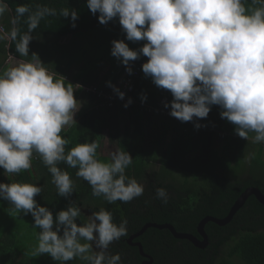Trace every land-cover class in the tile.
Instances as JSON below:
<instances>
[{"label":"clouds","instance_id":"obj_1","mask_svg":"<svg viewBox=\"0 0 264 264\" xmlns=\"http://www.w3.org/2000/svg\"><path fill=\"white\" fill-rule=\"evenodd\" d=\"M87 7L93 15L99 13L101 24L118 18L127 40L146 41L132 49L125 40H113L111 54L127 66L128 75L143 60L131 67L133 61L141 55L148 58L142 73L171 92L173 99L165 104L171 116L182 122L206 118L211 107L218 105L221 118L235 125L240 138L248 140L249 132H254L252 142H264V0H87ZM7 10L6 0H0V16ZM15 13L10 29L0 26V41H16L19 56L30 59H16L0 72V168L4 174L11 179L30 169L39 157L35 152L48 166L62 197L73 194V181L58 167L59 162L78 168L76 175L91 185L93 195L109 203L142 196L144 185L126 174L133 160L129 152H113L110 159L101 160L99 145L92 141L66 153L68 141L61 132L76 122L81 107L74 95L77 88L65 76L50 71L38 53L29 54L32 33L41 20L70 16L75 27L78 10L20 4ZM25 16L28 30L21 33L18 24ZM124 81L115 86L109 82L120 99L125 96L119 89ZM131 102L129 98L125 107ZM99 106L108 105L100 101ZM41 192L42 187L33 183L0 182V199L7 200L13 210L33 216V225L40 230L36 253L48 254L61 264L75 258L87 264H122L120 253L112 254L109 246L127 235V219L117 224L112 213L101 208L78 223L80 207L70 202L54 215L35 199ZM156 198L167 203V190L157 188Z\"/></svg>","mask_w":264,"mask_h":264},{"label":"trees","instance_id":"obj_2","mask_svg":"<svg viewBox=\"0 0 264 264\" xmlns=\"http://www.w3.org/2000/svg\"><path fill=\"white\" fill-rule=\"evenodd\" d=\"M6 3L10 9V14L4 18L7 30L11 28L10 19L16 15L15 9L20 4H29L33 8L42 4L57 10L73 8L79 12L75 27L72 26L70 16L64 18L58 14L44 18L33 31V39L29 45V54L38 53L50 71L66 78L71 73V79L68 81L77 88L74 92L76 97L82 93V86H93L81 117L69 130L63 129L61 132L68 141L66 153L77 144L96 141L99 145L97 158L100 159L102 131L103 128L106 129L111 141L117 144L118 150L132 155V164L126 169V174L140 183L144 181L142 196H150L160 203L158 207L162 211V218L171 223L178 232L194 234L197 237H200L197 226L202 219L206 216L226 217L235 201L247 188L255 186L264 193V146L257 150V145L252 141L249 143L237 134L232 135L233 138L224 136V143H220V132L226 119L221 118L220 106L213 105L206 118H194L188 122L175 121L155 114L149 111V108L157 106L163 91L171 101L173 96L170 91L157 87L151 77H146L144 73H141L139 78H133L134 90L128 96V100L130 98L132 102L127 107V102L117 103L113 107L99 106L101 99H105L107 90L112 89L109 82L115 86L127 68L111 54L112 41L125 40L132 49L141 48L146 43L143 40H127L118 18L101 24L99 13H91L87 0H6ZM18 28L21 33L28 30L26 16L21 18ZM67 37H70L68 42L61 41ZM50 38L52 41H49ZM8 53L21 59H30V56H19L16 52V41H0V55L4 54L5 57ZM147 59L141 55L131 63V67ZM104 63L109 65L107 71L102 74L101 67ZM3 65V61H0V70ZM129 77L132 75H128L126 79ZM77 84L80 86L76 87ZM144 95L147 96L146 100L142 99ZM121 117L124 118L122 133L119 132ZM196 121H204L206 126L197 128ZM168 133L177 135L166 142ZM253 133L249 132V140ZM198 137L201 138L196 141ZM244 141L245 146L242 144ZM195 145V153L189 156ZM249 153L252 166H247L245 161ZM33 154L39 157L33 161L30 169L13 174L11 179L4 178L0 173V182L18 181L41 186L42 192L35 199L52 210L54 215L68 207L70 202L81 208V215L84 210L95 212L101 208L120 217L124 214L143 213L140 205L134 207L141 202L142 196L127 203L119 200L109 203L103 196H94L91 185L76 175L78 168L69 167L65 162H59L58 167L70 174L73 194L70 197L60 196L52 182L53 177L48 166L43 163L38 153ZM157 160L161 164L160 171L148 173L150 163ZM174 172L181 174L182 183L174 184ZM157 188L167 190V203L156 198ZM146 189L149 190L148 194ZM17 218L20 217L17 215ZM86 220L80 216L77 222L83 223ZM21 222L18 220V224ZM15 228L16 226H12L11 231ZM205 231L209 242L205 248L200 249L183 239L186 248L189 247L192 251L190 258L186 255L175 258L171 253L169 259L171 257L177 264H237L236 261L238 264H264V205L254 196L247 199L229 224L218 226L209 222ZM14 246V238L9 234L5 235V239L1 240L0 255H15ZM4 247H7L6 252ZM225 248H228V251L224 253ZM44 256L43 262L47 264L49 255ZM13 262L34 264L37 263V258L33 262L30 256L23 253L21 258L18 255ZM67 264H78V260L75 258Z\"/></svg>","mask_w":264,"mask_h":264},{"label":"rangeland","instance_id":"obj_3","mask_svg":"<svg viewBox=\"0 0 264 264\" xmlns=\"http://www.w3.org/2000/svg\"><path fill=\"white\" fill-rule=\"evenodd\" d=\"M8 14H10L9 8L2 15V17L0 19V26H3L5 28V30H7V29H6V26L4 24V18ZM69 39H70V37H67V38H63L61 41L62 42L67 41L68 42ZM49 41H52V39L50 38ZM7 48H8V45H7ZM10 56L13 58L12 60H9ZM16 59H21V58L16 57L10 53H8L7 56H5V57H4V54H1L0 55V61H3L4 65L1 68L0 72H2L7 67L12 66V64L15 63ZM108 65H109L108 63H104L102 65V67H101L102 74L107 71ZM68 75L69 76H68L67 80L68 79L70 80L71 79V73H69ZM121 79L122 78H120V80ZM82 87H83L82 93H80L79 96L76 97L78 100V106H81L79 111L76 112V114H75L76 121L81 117V114L84 111V105L86 104V102L89 101V99H88L89 98L88 87L87 86H82ZM92 88H93V86L91 87V89ZM163 90H165V89H163ZM145 106H146V104H145ZM120 120H121V122H120V126H119V132L122 133L123 125H124V118L121 117ZM195 123L196 124L199 123L201 125L200 127L206 126L204 121H196ZM74 124L75 123H73L69 126H66L64 130H69ZM177 125H179V124H177ZM220 134H221V137L219 140L220 143H224L225 137L226 138H233L232 135H236L235 125H233L227 119H225L224 124L221 128ZM176 135L177 134H175V133H170V134L168 133L165 137L166 142H168L170 139L173 138V136H176ZM102 136H103V138H102V147H101L100 159L101 160H108V159H110L111 154L113 152H117L119 150L117 148V144L115 142L111 141L109 132L104 128L102 131ZM254 136H255V133H253L250 140L248 139L249 143L252 141V138ZM220 143H219V145H220ZM242 144L245 146L246 141L242 142ZM254 144L257 145V150L261 146H264V142L254 143ZM164 146H165V141H164ZM195 149H197L196 145L193 146V150H192V152H190L189 156H192L195 153ZM246 156L247 157H246L245 161L247 163V166H249L252 163V159L250 158V153L247 154ZM250 159H251V161H250ZM160 168H161V164L158 160L152 161L149 165V172L148 173H150V172L152 173L154 171L158 172V171H160ZM0 173H2L4 175V178L7 177L4 174V170L2 168H0ZM173 178L174 179L172 181L174 182V184H180L183 182L182 176L178 172L173 173ZM143 183H144V181L142 182V184ZM143 185L145 186V183ZM3 201L4 200L0 199V244H1V240L5 239V235L9 234L11 237L14 238L15 246L13 247V254H15V255H8V256H6L5 254L0 255V264H18V262L14 263L13 260H14V258H17L18 255H20V258H21L23 253L27 254V256H30L32 258L33 262L35 261V258H37V263L34 262V264H46L45 262H43V259H45L44 254L36 253V247L38 245V234H39L40 230L38 228L34 227V225H33L34 224V218L30 217L31 216L30 213L25 215L22 212H17L15 210H13V206L7 200H5L4 202ZM17 215L20 218H17ZM81 216L84 217V219H86V215H84L83 213ZM87 218H88V216H87ZM18 220L22 221L21 224H18ZM12 226H16L14 231H11ZM17 226H19V227H17ZM16 234H17V236L15 237ZM6 249H7V247H4L5 252H6ZM227 251H228V248H225L224 253ZM77 260H78V264H87V262H85L79 258H77ZM47 264H61V262L54 261L52 259V257L49 255ZM66 264H67V262H66Z\"/></svg>","mask_w":264,"mask_h":264},{"label":"flooded vegetation","instance_id":"obj_4","mask_svg":"<svg viewBox=\"0 0 264 264\" xmlns=\"http://www.w3.org/2000/svg\"><path fill=\"white\" fill-rule=\"evenodd\" d=\"M148 192L149 190L146 189V194ZM140 200L141 202L134 207L140 205L139 208L143 213L124 214L122 217L112 214L115 223L119 224L122 219H127L128 223L127 235L114 241L109 246V252L120 253L122 264H177V261H173L171 257L169 259L171 253L175 258L179 255L190 258L192 251L189 247L186 248L184 244L186 239L176 241L168 229L160 228V226L171 224L162 218V211L158 207L160 203L150 196H142ZM92 213L88 210L83 211L86 219ZM185 224L188 225L187 222ZM236 263L238 264L237 261Z\"/></svg>","mask_w":264,"mask_h":264},{"label":"water","instance_id":"obj_5","mask_svg":"<svg viewBox=\"0 0 264 264\" xmlns=\"http://www.w3.org/2000/svg\"><path fill=\"white\" fill-rule=\"evenodd\" d=\"M250 196H254L258 200V202L264 205V193L260 190V188L251 186L239 196L226 217L217 218L214 216H206L204 219H202L197 226V232L200 237H197L194 234L178 232L171 224L160 226V228H166L173 234L175 238L189 240L198 248L203 249L209 243L208 235L205 231L206 224L209 222H213L218 226H226L233 220L236 213L244 206Z\"/></svg>","mask_w":264,"mask_h":264},{"label":"built area","instance_id":"obj_6","mask_svg":"<svg viewBox=\"0 0 264 264\" xmlns=\"http://www.w3.org/2000/svg\"><path fill=\"white\" fill-rule=\"evenodd\" d=\"M147 60H143L133 71L132 77H129L128 79H125L122 88H119L121 91L125 93V96L123 99H120L119 96L115 93L114 89L107 91L105 99H101V103L103 105L113 106L116 103H125L128 100L129 94H131L134 90L133 85V78H139L141 77L142 71V65ZM169 103L170 105V99L166 94H163V96L159 99L158 104L155 108H149L150 110L155 111L156 113L162 114L164 116L173 118L174 120L180 121L179 119L173 117L170 115V106L165 107V104Z\"/></svg>","mask_w":264,"mask_h":264},{"label":"crops","instance_id":"obj_7","mask_svg":"<svg viewBox=\"0 0 264 264\" xmlns=\"http://www.w3.org/2000/svg\"><path fill=\"white\" fill-rule=\"evenodd\" d=\"M128 77V74L126 73V72H124L123 73V75L121 76V78L122 79H126ZM69 80V79H68ZM92 89L91 88H88V91L90 92ZM90 94V93H89ZM171 101V100H170ZM149 111H151V112H155V111H153V110H150L149 109ZM155 114H158V115H160V116H163V117H166V118H170V117H167V116H164V115H162V114H159V113H156L155 112ZM171 119H173V118H171ZM174 120V119H173ZM175 121H177V120H175ZM170 134V133H169ZM201 137H198L197 139H196V141L198 140V139H200Z\"/></svg>","mask_w":264,"mask_h":264}]
</instances>
